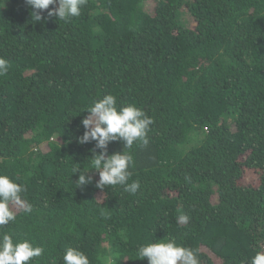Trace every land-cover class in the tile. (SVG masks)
Listing matches in <instances>:
<instances>
[{"label":"trees","instance_id":"16d2710c","mask_svg":"<svg viewBox=\"0 0 264 264\" xmlns=\"http://www.w3.org/2000/svg\"><path fill=\"white\" fill-rule=\"evenodd\" d=\"M32 11L0 0V174L33 206H13L0 235L42 246L29 264H64L69 247L90 264H148L138 248L168 239L200 264L264 252V0H87L68 22ZM107 94L153 119L146 145L108 147L133 155L134 195L97 188L94 142L79 143ZM73 164L93 182L79 187Z\"/></svg>","mask_w":264,"mask_h":264},{"label":"clouds","instance_id":"9594fccd","mask_svg":"<svg viewBox=\"0 0 264 264\" xmlns=\"http://www.w3.org/2000/svg\"><path fill=\"white\" fill-rule=\"evenodd\" d=\"M25 3L33 9L32 19L35 22L44 19L41 15L43 10H48V18L56 17L68 22L81 15L87 0H25ZM9 67V61L0 57V76L7 75ZM86 110L89 114L81 121L84 132L78 139L82 145L94 142L88 165L90 170L98 173L95 186L104 189L106 186L122 185L125 191L134 195L141 185L139 181L129 183L133 155L126 151L109 154L108 147L117 141H123L124 147L129 149L134 143L146 145L152 117L135 104L118 107L117 97L112 94L93 101ZM90 170L72 165V175L79 173L76 180L79 187L93 182V177L88 175ZM26 193L25 185L0 174V226L16 220L13 206L25 213L33 211ZM189 219L187 215H180L178 222L187 224ZM44 251L42 246L34 245L28 239L14 240L13 235L7 233L0 235V264H29L34 258L41 257ZM137 254L141 259L146 258L148 264H200L199 249L185 247L174 239L143 244ZM62 258L64 264H90L88 257L78 248L69 247ZM250 264H264V252H257Z\"/></svg>","mask_w":264,"mask_h":264},{"label":"rangeland","instance_id":"374dc122","mask_svg":"<svg viewBox=\"0 0 264 264\" xmlns=\"http://www.w3.org/2000/svg\"><path fill=\"white\" fill-rule=\"evenodd\" d=\"M250 174L253 176V172H252V171L246 173V177H244V179H243V183H244V184H248V183H250V179H249ZM98 178H99V177H98Z\"/></svg>","mask_w":264,"mask_h":264}]
</instances>
